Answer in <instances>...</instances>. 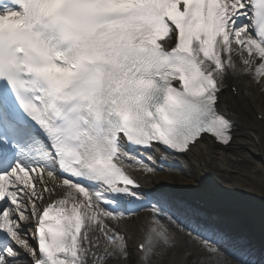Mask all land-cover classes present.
Segmentation results:
<instances>
[{
	"label": "snow or ice",
	"instance_id": "obj_1",
	"mask_svg": "<svg viewBox=\"0 0 264 264\" xmlns=\"http://www.w3.org/2000/svg\"><path fill=\"white\" fill-rule=\"evenodd\" d=\"M237 80L264 93V0H0V264L127 259L120 222L143 209L141 264L173 246L171 194L129 169L229 146ZM193 234L231 255L225 233Z\"/></svg>",
	"mask_w": 264,
	"mask_h": 264
},
{
	"label": "bare ground",
	"instance_id": "obj_2",
	"mask_svg": "<svg viewBox=\"0 0 264 264\" xmlns=\"http://www.w3.org/2000/svg\"><path fill=\"white\" fill-rule=\"evenodd\" d=\"M235 83L240 90L239 96H234L230 90H227L222 97L221 110L228 113L235 123V131L233 133V141L231 144L225 148L223 146H216L211 139H206L204 143L200 144L198 147L194 148L192 152L187 155L177 154L175 156H166V168L175 169L178 164H182L184 161L191 162L197 170H203L206 177L214 176L219 181L223 183H234V192H238L241 196L247 192L245 182L247 179L243 175H239L237 171L233 170L232 165L238 163V156L234 154L242 155V161L251 162L253 165L252 172L249 173L250 178L255 180L259 179V171L261 163L264 166V119H259L258 117L264 116L262 107L260 106L261 92L253 86L249 87L246 81H229V84ZM248 122V123H247ZM259 126L263 129V133L259 132L256 128ZM162 154L160 152L153 153L157 156ZM156 163H158L156 161ZM172 165V167H169ZM209 171V173L207 171ZM129 171L136 177L145 192H151L156 189H161L163 191L174 190L176 188L175 184L172 182V177L170 174H166L161 180L158 178L157 173H144L139 168H132ZM189 198L192 194L188 191L181 193ZM211 201V199H210ZM215 204H208L210 207H218L214 209L211 214L216 216V212L222 210L223 207L230 204L222 194H217L213 200ZM237 202V201H236ZM241 206L246 205L248 202L239 200ZM150 216V212L146 209L142 213L141 219L138 221L139 229L136 232L135 240L138 243L142 239L143 225L147 222V218ZM193 223V222H191ZM196 227H200L195 224ZM206 227H201L199 231L204 230ZM120 229L122 232L125 230V221L120 222ZM198 229V228H197ZM205 231V230H204ZM29 235L31 233L29 232ZM200 246V242L196 240L195 234L192 236L188 235V231H176L175 241L173 242V249L175 251L174 257L183 256L186 251V244ZM137 251V250H136ZM137 254L139 255L138 251ZM173 259H176L174 258ZM121 260H114L112 264H120ZM175 261V260H174Z\"/></svg>",
	"mask_w": 264,
	"mask_h": 264
},
{
	"label": "rangeland",
	"instance_id": "obj_3",
	"mask_svg": "<svg viewBox=\"0 0 264 264\" xmlns=\"http://www.w3.org/2000/svg\"><path fill=\"white\" fill-rule=\"evenodd\" d=\"M260 92V91H259ZM260 106L264 112V93H261ZM248 123V122H247ZM255 128L263 133V129L259 126ZM225 148V147H223ZM238 156V163L232 165L233 170L237 171L239 175H243L246 180L245 186L247 192L241 196L238 192H234L235 184L234 183H223L219 181L214 176L206 177V174L203 170H197L196 167L189 161H184L183 164H179L174 170L169 168L166 171L156 172L158 178L161 180L166 174H170L172 177V182L175 184V191L180 193L190 192L192 198H204L207 200L211 199L210 203H213V198L219 193L222 194L230 204L222 208L223 212H228L229 215H237L238 219H243L246 222V227L240 235V241L232 242V247L229 249L231 255H227L224 252H221L219 255H211L204 251L201 244L189 245L187 242L183 256L174 257L175 251L173 247H168L166 249H157L155 256L149 261V264H241V259H246L242 255L244 249H253V245L257 246V239L255 238L254 233H260L261 228L264 227V212L259 208H256L251 202H256L260 205V208L264 209V166L261 163L259 179L255 180L254 177L250 178L249 173L252 172V163L248 161H242V155L234 154ZM207 171V170H205ZM209 173V171H207ZM245 172H249L245 174ZM239 200H244L247 203L246 205L241 206ZM237 201V202H236ZM188 205V204H187ZM190 208V205L187 206ZM146 209H143L130 217H126L125 221V230L124 233L128 236V248L129 255L128 258L122 261L120 264H141V261L137 259L135 246L137 240H135L136 232L139 229L138 221L141 219V215L145 212ZM250 233V234H248ZM197 242L199 241L196 238ZM200 242V241H199ZM262 244V243H261ZM261 249V248H260ZM176 258V259H173ZM239 257V258H237ZM175 260V261H174Z\"/></svg>",
	"mask_w": 264,
	"mask_h": 264
}]
</instances>
